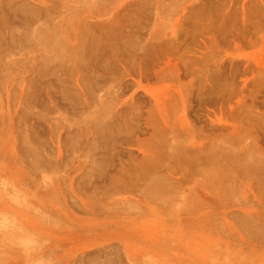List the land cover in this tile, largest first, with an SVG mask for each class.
<instances>
[{"label":"rangeland","instance_id":"obj_1","mask_svg":"<svg viewBox=\"0 0 264 264\" xmlns=\"http://www.w3.org/2000/svg\"><path fill=\"white\" fill-rule=\"evenodd\" d=\"M0 4V264H264V0Z\"/></svg>","mask_w":264,"mask_h":264},{"label":"bare ground","instance_id":"obj_2","mask_svg":"<svg viewBox=\"0 0 264 264\" xmlns=\"http://www.w3.org/2000/svg\"><path fill=\"white\" fill-rule=\"evenodd\" d=\"M15 1H16V0H15ZM8 2H9V1H8ZM11 2H12V1H11ZM17 2H18V1H17ZM25 2H26V1H25ZM6 3H7V2H6ZM19 3H20V2H18V4H19ZM41 3H42V2H41ZM1 4H2V3H1ZM1 4H0V5H1ZM12 4H13V2H12ZM18 4H15V5H17L19 9H20V7H21L20 4H21L22 7H23V8H22L23 13H21V12L19 11L20 14H25L24 12L26 11L25 8H27V4H26V6H24V2H23V3H20L19 5H18ZM4 5H5V7H6L7 5H10V4L8 3L7 5H6V4H4ZM13 6H14V5H13ZM17 6H16L15 8H17ZM11 7H12V5H11ZM11 7H10L9 12L12 11V10H14V11H12V12H16L17 14L19 13V12H17V11H18V8H17V9H12V10H11ZM24 7H25V8H24ZM12 8H13V7H12ZM0 9H1V8H0ZM6 9L8 10V9H9V6H8V8H6ZM23 9H25V11H24ZM27 9L29 10L28 12H30V13H32V12H31L32 10H34L33 13L35 12V8H34V9L31 8V6L28 7ZM36 9H37V8H36ZM15 10H16V11H15ZM20 10H21V9H20ZM30 10H31V11H30ZM37 10H38V9H37ZM258 11H259V10H258ZM4 12H5V11H4ZM28 12H26L25 15H28V14H29ZM0 13H1V12H0ZM38 13H39V12H38ZM20 14H19V15H20ZM229 15H231V14H229ZM229 15H228V16H229ZM17 16H18V15H17ZM30 16H31V14H29V17H30ZM33 16H34V15H33ZM35 16H37L36 13H35ZM35 16H34V18H35ZM29 17H28V18H29ZM226 17H227V16H226ZM31 18H32V17H31ZM35 19H36V18H35ZM38 19H39V17H38ZM29 20H30V19H28V21H29ZM32 20H33V19H32ZM22 21H24V19H23ZM35 21H36V20H35ZM32 22H34V21H32ZM22 23H23V22H22ZM25 23H26V22H25ZM25 23L23 24L24 26H26ZM86 25H87V24H86ZM28 26H29V25H28ZM89 26H90V25H89ZM85 27H86V26H85ZM38 28H39V27H38ZM56 28L59 29V27H57V26H56ZM83 28H84V26H83ZM92 28H93V27H92ZM92 28H89V29H92ZM12 29H13V28H12ZM28 29H29V28H28ZM30 29H31V28H30ZM32 29H33V28H32ZM32 29H31V30H32ZM81 29H82V28H81ZM87 29H88V27H87ZM89 29H88V32H89ZM96 29H97V27H96ZM18 30H19V28H18ZM18 30H16V31H18ZM31 30H30V31H31ZM33 30H34V29H33ZM36 30H37V29H36ZM38 30H39V29H38ZM40 30H41V29H40ZM16 31H14V32H15V35H16ZM19 31H20V30H19ZM43 31H45V30H43ZM54 31H55V27H54ZM54 31H51V33L54 32ZM56 31H57V30H56ZM81 31H82V30H81ZM83 31H85V30L83 29ZM91 31H92V30H91ZM23 32H24V31H23ZM37 32H38V31H37ZM59 32H60V30H59ZM93 32L96 33V31H94V29H93ZM34 33H36L35 30H34V32H33V35H34ZM49 33H50V32H49ZM54 33H55V32H54ZM56 33H57V32H56ZM31 34H32V33H31ZM36 34H37V33H36ZM52 34H53V33H52ZM82 34H83V32L81 33V35H82ZM84 34H85V33H84ZM84 34H83V35H84ZM37 35H40V33L37 34ZM37 35L34 36V40L36 39ZM42 35H43V34H42ZM42 35H41V36H42ZM50 35H51V34H50ZM54 35H55V34H54ZM57 35H58V33H57ZM88 35H90V34H88ZM21 36H24V34L21 33ZM21 36H20V37H21ZM41 36H40L41 39H39V40L43 41V40H44V37L42 36V37H43V38H42ZM55 36H56V35H55ZM84 36H85V35H84ZM84 36H83L82 38H84ZM94 36H95V35H94ZM96 36H97V35H96ZM99 36H101V35H99ZM14 37H15V36H14ZM27 37H29V36L26 35V38H27ZM38 37H39V36H38ZM86 37H87V36H86ZM89 37H90V36H89ZM92 37H93V36H92ZM18 38H19V36H18ZM56 38H57V37H56ZM56 38H54V39H56ZM95 38H97V37H94L93 39H95ZM99 38H100V37H99ZM14 39H15V38H14ZM20 39H22V37H21ZM42 39H43V40H42ZM51 39H52V38H50V40H51ZM79 39H80V38H79ZM88 39H89V38H88ZM88 39H87V40H88ZM100 39H101V38H100ZM36 40H37V39H36ZM39 40H38V41H39ZM45 40H46V39H45ZM52 40H53V39H52ZM56 40H57V39H56ZM56 40H54V41H56ZM59 40H62V39H59ZM85 40H86V39H85ZM95 40H96V39H95ZM22 41H23L24 43L26 42V41H24V40H22ZM22 41H19V42L21 43ZM32 41H33V40H32ZM54 41H52V43H53ZM57 41H58V40H57ZM62 41H63V40H62ZM80 41H82V40H80ZM98 41H99V40H98ZM14 42H16L15 44H18V43H19V42H17V40L14 41ZM29 42H30V41H29ZM46 42L48 43L47 40L45 41V43H46ZM58 42H59V41H58ZM63 42H64V41H63ZM83 42H84V41H83ZM83 42H82V43H83ZM86 42H87V41H86ZM100 42H101V41H100ZM100 42H99V43H100ZM50 43H51V41H50ZM52 43H51V44H52ZM56 43H57V42H56ZM56 43H54V44H56ZM88 43L90 44V42H88ZM93 43H95L94 40H93ZM22 44H23V43H22ZM54 44H52L53 47H54ZM59 44H60V43H59ZM86 44H87V43H86ZM95 44L97 45V43H95ZM95 44H92V45H95ZM23 45H24V44H23ZM56 45H57V44H56ZM80 45H81V44H80ZM84 45H85V44H84ZM87 45H88V44H87ZM92 45H91V46H92ZM20 46H21V44H20ZM62 46H64V45H62ZM114 46H115V45H114ZM51 47H52V46H51ZM57 47H59V45H58ZM91 48H92V47H91ZM93 48H94V47H93ZM56 49H57V48H56ZM77 49H78V48H77ZM87 49H88V48H87ZM94 49H95V48H94ZM57 50H58V49H57ZM79 50H80V49H79ZM89 50H90V49H89ZM75 51H76V50H75ZM83 51H84V50H83ZM86 51H87V50H86ZM68 52H70V50H68ZM72 52H73V51H72ZM72 52H70V53L72 54ZM95 53H96V51H95ZM76 54H78V51H77ZM76 54H75V52H74L73 55H76ZM73 55H72V56H73ZM80 55H81V54H80ZM95 55H96V54H95ZM76 56H77V55H76ZM78 57H79V55H78ZM56 59H58V57H57ZM72 59H73V57H72ZM74 59H75V57H74ZM79 59L81 60V58H79ZM84 59H85V58H84ZM93 59H94V58H93ZM54 60H55V59H54ZM0 61H1V60H0ZM52 61H53V59H52ZM81 61H82V60H81ZM81 61H80V62H81ZM48 62H49V61H48ZM75 62H76V61H75ZM83 62H84V61H83ZM90 62H92V61H90ZM81 64H82V63H81ZM81 64H80V65H81ZM88 65H89V64H88ZM77 66H78V65H77ZM79 67H80V66H79ZM82 67H83V66H82ZM84 67H85V66H84ZM45 69H46V67H45ZM53 70H54V68H53ZM57 71H58V70H57ZM54 72H55V71H54ZM75 73H76V72H75ZM89 79H90V77H89ZM95 80H96V79H95ZM93 81H94V80H93ZM78 82H79V81H78ZM83 83H84V82H83ZM73 90H74V88H73ZM89 91H90V90H89ZM78 93H79V91H78ZM79 95H80V94H79ZM77 98H78V97H77ZM78 99H79V98H78ZM9 107H10V106H9ZM10 112H12V111H10ZM0 117H1V116H0ZM4 117H5V116H4ZM4 122H5V121H4ZM0 123H1V122H0ZM1 127H2V126H1ZM0 130H1V128H0ZM3 130H4V129H3ZM21 132H22V131H21ZM21 132H20V133H21ZM23 132H24V131H23ZM97 132H98V131H97ZM109 132H110V131H109ZM13 133H14V132H13ZM8 135H9V134H8ZM21 135H22V134H21ZM27 136H28V135H27ZM160 136H161V135H160ZM23 138H24V137H23ZM25 138H26V137H25ZM2 139H3V138H2ZM2 139H1V140H2ZM112 139H113V138H112ZM1 140H0V141H1ZM26 140H28V138H27ZM153 140H154V139H153ZM24 141H25V140H24ZM164 141H165V140H164ZM21 142H23V141H21ZM30 142H31V141H30ZM30 142H29V143H30ZM149 142H150V141H149ZM163 143H164V142H163ZM24 144H25V143H24ZM107 144H108V142H107ZM152 144H154V143H152ZM22 145H23V144H22ZM29 145H30V144H29ZM36 145H37V144H36ZM36 145H35V146H36ZM167 145H169V144H167ZM33 146H34V145H33ZM170 146H171V149H172V145H171V144H170ZM28 147H29V146H28ZM164 147L166 148V145H165ZM167 147H168V146H167ZM15 148H16V147H15ZM32 148H33V147H32ZM32 148H31V149H32ZM169 148H170V147H168L167 149H169ZM6 149H7V148H6ZM6 149H5V153L7 154ZM23 149L25 150V148H23ZM23 149H22V150H23ZM27 149L29 150V148H27ZM37 149H38V148H37ZM33 150H35V149H33ZM33 150H31V151H33ZM178 150H179V149H178ZM25 151H26V150H25ZM31 151H30V152H31ZM35 151H37V150H35ZM0 152H1V151H0ZM17 152H19V151L17 150ZM21 152H22V151H21ZM26 152H27V151H26ZM30 152H28V153H30ZM1 154H2V153H1ZM1 154H0V155H1ZM26 154H27V153H26ZM30 154H31V153H30ZM34 154H35V152H34ZM41 154H42V153H41ZM4 155H5V154H4ZM32 155H33V153H32ZM99 155H100V154H99ZM21 156H22V155H21ZM25 156H26V155H25ZM29 156H30V155H29ZM157 156H158V155H157ZM4 157H5V156H4ZM19 157H20V156H19ZM27 157H28V155H27ZM34 157H35V155H34ZM145 157H146V156H145ZM147 157H148V156H147ZM247 157H249V156H247ZM252 157H253V156H252ZM252 157H250V158H252ZM6 158H8L7 155H6ZM153 158H154V157H153ZM10 159H11V158H10ZM33 159H34V158H33ZM33 159H32V161H33ZM36 159H37V158H36ZM42 159H43V158H42ZM100 159H101V158H100ZM107 159H108V158H107ZM149 159H150V157H149ZM7 160H8V159H7ZM19 160H20V162L18 161L17 163L22 164V163H21V159H19ZM44 160H45V159H44ZM46 160H47V159H46ZM23 161H24V160H23ZM23 161H22V162H23ZM27 161H28V159H27ZM32 161H28V163H29V162H32ZM109 161H110V160H109ZM145 161H146V160H145ZM156 161H157V160H156ZM24 162H25V161H24ZM40 162H41V160H40ZM40 162H38V163L40 164ZM42 162H43V161H42ZM104 162H105V161H104ZM148 162H149V161H148ZM153 162H154V161H153ZM9 163H10V161H9ZM26 163H27V162H26ZM36 163H37V160H36ZM145 163H147V162H145ZM145 163H144V164H145ZM248 163H249V162H248ZM258 163H259V162H258ZM24 164H25V163H24ZM39 164H38V165H39ZM144 164H143V165H144ZM150 164H151V163H150ZM152 164H154V163H152ZM152 164H151V165H152ZM255 164H256V163H255ZM255 164L253 163V165H255ZM3 165H4V164H3ZM27 165H28V164H27ZM29 165H30V164H29ZM35 165H36V164H35ZM44 165H45V164H44ZM157 165H158V164H157ZM247 165H248V164H247ZM32 166H33V165L31 164V167H32ZM144 166H146V165H144ZM255 166H257V165H255ZM23 167H24V165H23ZM28 167H29V170H30V166H28ZM41 167H42V166H41ZM141 167H142V166H141ZM152 167H153V166H152ZM250 167H251V166H250ZM39 168H40V165H39ZM142 168H143V167H142ZM150 168H151V167H150ZM19 169H20V168H19ZM26 169H27V168H26ZM32 169H35V168H32ZM253 169H255V168H253ZM256 169H257V167H256ZM15 170H16V168H15L13 165H12V166H8V165H7L6 167H5V166L0 167V182H1L0 185H2V188L0 187V191L2 192L1 195L8 196V197H11V198H14V196H13V194H12V192H13L12 188L15 187V184H16V182H15V178H17V176H18V174H17L16 172L19 171L18 169H17L16 171H15ZM29 170H28V172H29ZM142 170H143V169H142ZM37 171H38V169H37ZM35 172H36V170H35ZM30 173H31V171H30ZM32 173H34V171H33ZM118 173H119V172H118ZM145 173H146V172H144V174H145ZM156 173H157V172H156ZM160 174H161V173H160ZM145 175H146V174H145ZM22 176H23V174H22ZM119 176H120V175H119ZM121 176H122V175H121ZM146 176H147V175H146ZM117 177H118V176H117ZM148 177H149V176H148ZM13 179H14V182H13ZM113 179H114V178H113ZM116 179H117V178H116ZM155 181H157V180H155ZM159 181H160V180H159ZM116 182H117V181H116ZM119 182H120V181H119ZM151 182H152V181H151ZM115 184H116V183H115ZM148 184H149V183H148ZM149 186L152 187L151 185H149ZM19 187H20V186H19ZM115 187H116V186H115ZM150 187H149V188H150ZM10 188H11V192H10ZM154 188H156V187H154ZM168 188H169V187H168ZM116 189H117V188H115V191H116ZM113 190H114V189H113ZM120 190H121V189H120ZM120 190H119V191H120ZM153 190H155V189H153ZM168 190H170V189H168ZM168 190H167V191H168ZM159 191H160V192L162 191V192L160 193ZM159 191H158V192H159V194H158L159 196H160V194H162V196L165 194V192H164V194H163V190L160 189ZM117 192H118V191H117ZM154 192H155V191H154ZM158 192H156V193H158ZM14 195H15V194H14ZM170 195H171V194H170ZM170 195H169V194H168L167 196L164 195V197L166 196V197H168V199H169V197H170L169 200L171 201L172 196H170ZM153 196H154V195H153ZM155 196L157 197V195H155ZM155 196H154V197H155ZM162 196H161L160 198H162ZM15 197H16V199H17L18 196L15 195ZM164 197L162 198V199H163V203H164V200L167 199L166 197H165L166 199H165ZM3 199H4V198H3ZM3 199H2V200H3ZM162 199H161V200H162ZM49 200H50V199H49ZM156 200H157V199H156ZM159 200H160V199H159ZM169 200H168V201H169ZM165 202H166V201H165ZM124 203H125V202H124ZM124 203H122V204L124 205ZM163 203H162V204H163ZM167 203H168V202H167ZM116 204H117V203H116ZM122 204H121V205H122ZM125 204H127V203H125ZM117 205H118V204H117ZM121 205H120V206H121ZM0 206H1V205H0ZM114 206H115V205H114ZM120 206H119V207H120ZM1 207H2V206H1ZM3 207H4V206H3ZM3 207H2V208H3ZM119 207H118L117 209H119ZM122 207H124V206H122ZM126 207H128V206H126ZM54 208H55V207H54ZM113 208H116V207H113ZM120 208H121V207H120ZM128 209L131 210L130 207H128ZM5 210H6V209H5ZM120 210H121V209H120ZM125 210H126V209H125ZM129 210H128V211H129ZM51 211H52V210H51ZM5 212H6V211H5ZM62 212H63V211H62ZM54 213H55V212H54ZM45 214H46V213H45ZM235 216H236V215H235ZM237 216H238V215H237ZM240 216H242V215H240ZM1 218H2V217H1ZM1 218H0V219H1ZM248 218H249V217H248ZM248 218H247V219H248ZM241 219H242V217H241ZM247 219H246V221H247ZM251 219H252V218H251ZM26 220H27V219H26ZM49 221H51V219L48 220V222H49ZM56 221H57V220H56ZM58 221L61 222L60 220H58ZM252 221H253V219H252ZM46 222H47V221H46ZM247 222H248V221H247ZM253 222H255V221H253ZM52 223H53V222H52ZM244 223H245V222H244ZM133 224H134V223H133ZM238 224H239V223H238ZM245 225H246V224H245ZM245 225H244V227H246ZM247 225H249V224L247 223ZM133 227H134V226H133ZM4 228H5V227H3V229H4ZM134 228H135V227H134ZM247 228H249V227L247 226ZM249 229H250V228H249ZM198 230H199V229H198ZM258 230H260V229H258ZM244 231H245V230H244ZM6 232H7V231H6ZM241 232H242V231H241ZM250 232H251V231H250ZM242 233H244V232H242ZM246 233H247V232H246ZM6 234H7V236H6V235H3V237L0 239V247H1V249H0V254L3 253V255H4V254H5V255H6V254H9V255H10V253H11V248H12V249H15L16 245L11 243L12 239H11V237L9 236L8 232H7ZM202 234H203V233H202ZM247 234H249V233H247ZM244 235H246V234H244ZM254 235H255V234H254ZM246 236H247V235H246ZM210 237L212 238V236H210ZM249 238H250V237H249ZM252 238H253V237H252ZM256 238H257V237H256ZM59 240H60V239H59ZM203 240H204V238H203ZM203 240H202V241H203ZM260 240H261V239H260ZM220 241H221V240H220ZM220 241L217 240V239H213V240H212V239L209 238V239H207L206 243L203 244V248H205V250H207V251H208V250H211V249H213V248H217V252H218L220 246L223 245ZM255 241H256V240H255ZM257 241H258V240H257ZM57 243H58V242H57ZM128 243H129V242H128ZM263 243H264V242H263ZM189 245H190V246H193V245H194V248H196L199 252H200V248L202 249V245H201L200 243H199V244H197V243H193V244H189ZM52 247H53V246H52ZM52 247H51V248H52ZM54 247H56V246H54ZM199 247H200V248H199ZM47 248H48V247H47ZM57 248H58V247H57ZM126 248H127V247H126ZM49 249H50V248H49ZM52 250H53V249H52ZM49 251H50V250H49ZM227 251H229V250H227ZM227 251H226V252H227ZM55 252H56V251H55ZM50 253H51V252H50ZM203 253H204V252H203ZM206 253H207V252H205V253H204L205 255L202 256V257H208V254H206ZM229 253H230V252H229ZM127 254H128V253H127ZM5 255H4V257H5ZM125 255H126V254H125ZM50 256H51V254H50ZM130 256H131V255H130ZM132 256H133V254H132ZM26 257H29V256L27 255ZM70 257H71V256H70ZM108 257H109V256H108ZM128 257H129V256H128ZM209 257H210V255H209ZM211 257H212V256H211ZM219 257H220V258H219ZM232 257H233V256H232ZM2 258H3V257H2ZM135 258H136V257H134L133 259H135ZM212 258H213V257H212ZM222 258H224V256H222ZM228 258H229V257H228ZM228 258H227V259H228ZM7 259H8V258H7ZM69 259H70V258H69ZM129 259H131V258L129 257ZM218 259H221V255H218V258H215V261L213 262V264H219V262H218L219 260H218ZM97 260H98V259H97ZM109 260H110V259H109ZM89 261H90V260H89ZM131 261H132V260H131ZM8 262H9V261H8ZM4 263H5V262H3L2 264H4ZM84 263H85V262H84ZM7 264H8V263H7ZM67 264H68V263H67ZM119 264H121V263H119ZM133 264H134V263H133Z\"/></svg>","mask_w":264,"mask_h":264}]
</instances>
